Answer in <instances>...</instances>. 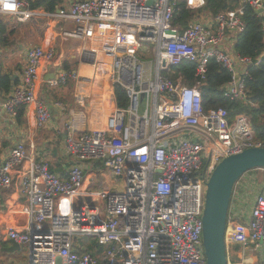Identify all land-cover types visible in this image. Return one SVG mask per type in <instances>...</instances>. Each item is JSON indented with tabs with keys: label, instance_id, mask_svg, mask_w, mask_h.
I'll list each match as a JSON object with an SVG mask.
<instances>
[{
	"label": "built area",
	"instance_id": "1",
	"mask_svg": "<svg viewBox=\"0 0 264 264\" xmlns=\"http://www.w3.org/2000/svg\"><path fill=\"white\" fill-rule=\"evenodd\" d=\"M34 1L0 0V15L21 22L46 16L71 24L60 31L61 38L96 41L83 53L92 63L108 59L109 90L113 95L115 87L121 88L127 105H115L101 128H80L76 119L66 125L64 148L70 166L64 178L45 161L29 158L21 142L10 148L0 163V188L15 183L28 222L20 229L8 228L7 238L27 249L28 264H206V182L224 157L264 147V141L256 137L246 115L230 117L222 107L205 111L199 83L213 58L230 74L224 96L246 100L245 81L253 63L235 53L234 42L244 30L246 5L256 12L262 8L257 13L263 17L264 33V0H231L236 7L213 17L199 14L184 24L174 23L177 2L200 10L204 0H69L53 13L30 8ZM53 56L52 47L28 49L18 83L0 101V113L16 119L18 107L33 104L36 124L48 121L35 79L41 61ZM186 60L195 63L192 86L180 76L166 75ZM58 70L50 80L54 86L79 80L74 70ZM87 98L77 93L74 103L82 107ZM86 162L102 164L121 188L84 189ZM255 171L258 184L245 224L235 220L232 203L248 172L233 185L225 242L254 243L264 264V167ZM81 237L94 239L101 252L93 255L81 248Z\"/></svg>",
	"mask_w": 264,
	"mask_h": 264
},
{
	"label": "crops",
	"instance_id": "2",
	"mask_svg": "<svg viewBox=\"0 0 264 264\" xmlns=\"http://www.w3.org/2000/svg\"><path fill=\"white\" fill-rule=\"evenodd\" d=\"M62 1V7L69 2V0ZM34 10L46 13L42 9ZM8 17L0 16V24H6L7 32L5 35L8 37V42L0 43V74H7L10 77L11 87L8 92L0 89V101L7 98L12 88L18 83L25 65V53L30 45L37 44L43 48L52 47L54 56L40 64L35 79V93L48 109L49 121L44 126H38L33 105L24 106L21 122L10 119L3 112L0 113V163L5 160L11 147L21 142L25 145L29 158L45 161L52 172L64 178L67 176L70 166V160L64 148L65 126L72 119H76L80 128L104 127L115 107L113 95L108 87L109 61L102 59L99 64L97 62L92 63V59L83 53L84 50H90L96 43L92 39L80 41L61 38L60 31L69 28L71 26L69 23H62L49 18L50 22H47L43 35L39 38H33L29 31L24 29L25 24L18 23L17 27L13 26L9 21L11 17ZM32 21L33 19L28 20L27 23ZM105 28L107 33H112L111 28ZM16 38H18L17 42ZM105 38L108 39V35ZM15 42L16 46L14 45ZM13 47L19 48L18 60H13L4 54ZM63 61L69 62L71 65L69 71H76L79 80L54 86L50 80L58 73V69L65 70L62 67ZM77 93H83L88 97L86 104L82 107L74 103V96ZM95 102H99L100 105H93ZM109 103L113 105L112 109L107 106ZM255 170L245 174L242 188L235 202L232 203L235 220L242 224L246 223L256 193L258 179L256 180ZM84 175V189L99 190L107 187L110 190H118L121 188L120 183L118 188H115L117 185L115 178L100 163L86 162ZM250 191L254 194L248 198L247 194ZM23 203L24 198L18 193L15 183L7 189L0 188V235L2 236L0 239L3 242L9 243L6 236L8 228L20 229L26 226L28 219L21 211ZM243 203L249 204L246 211L242 208ZM227 248L233 258L232 261L250 264L245 258L246 246L238 243H227L226 250ZM0 250L3 251V248L1 247ZM0 264L4 263L1 262Z\"/></svg>",
	"mask_w": 264,
	"mask_h": 264
},
{
	"label": "trees",
	"instance_id": "3",
	"mask_svg": "<svg viewBox=\"0 0 264 264\" xmlns=\"http://www.w3.org/2000/svg\"><path fill=\"white\" fill-rule=\"evenodd\" d=\"M205 5L200 10L187 9L184 2H177V10L174 23L184 24L189 19L198 17L199 14L206 13L214 15L220 11L234 8L237 2L231 0H204ZM63 5L62 0H35L30 4V8L42 9L44 12H54L56 8ZM38 17V16H37ZM45 18L44 16H40ZM47 19V17H46ZM241 19L244 24L242 33L236 36L234 42V51L237 55L248 57L250 59H258L257 63L248 67L249 77L245 81L247 90L246 100L229 99L224 96L223 86L230 80V74L215 59L210 58L207 63L206 76L199 83V89L202 96L203 108L206 111L211 108L222 107L226 109L230 117L236 114L246 115L251 123L257 138L264 141V33L262 31L263 17L259 15L251 6L246 5L243 9ZM27 22V21H26ZM43 21H35L27 23L24 26L33 38H39L46 29ZM6 24H0V43L8 42ZM12 33V31H10ZM62 67L69 71L71 65L67 61H63ZM170 78L175 79L180 76L184 84L192 86L196 82L195 63L191 61H183L170 69L166 73ZM11 87V79L7 74H0V89L8 92ZM113 98L115 105L125 107L127 100L124 91L115 87L113 90ZM24 106L17 109L16 121L23 120ZM250 172V171H249ZM91 251L93 255H98L102 247L95 242L91 247H85ZM81 251V249H79Z\"/></svg>",
	"mask_w": 264,
	"mask_h": 264
},
{
	"label": "water",
	"instance_id": "4",
	"mask_svg": "<svg viewBox=\"0 0 264 264\" xmlns=\"http://www.w3.org/2000/svg\"><path fill=\"white\" fill-rule=\"evenodd\" d=\"M259 8L257 12H261ZM253 59L252 63H257ZM93 105H100L94 103ZM264 167V147H250L241 152L224 157L214 168L208 181L202 214V237L206 264H226L225 230L234 183L245 172ZM20 246L9 240V246L3 248L8 252Z\"/></svg>",
	"mask_w": 264,
	"mask_h": 264
},
{
	"label": "rangeland",
	"instance_id": "5",
	"mask_svg": "<svg viewBox=\"0 0 264 264\" xmlns=\"http://www.w3.org/2000/svg\"><path fill=\"white\" fill-rule=\"evenodd\" d=\"M203 14H206V13H203ZM6 17H8V16H6ZM31 19H33V21L31 23H33L35 21H43V19H44V23L46 24V26H47V22L48 21L50 22V20L46 19V17L43 18V17H40V16L30 18L29 21ZM9 21H10L11 24H13V26H16V27L18 26V22L16 21V19H14L13 16H11ZM23 24H27V22H25ZM17 41H18V38H16V42ZM16 42L14 43L15 46L17 45ZM18 49H19L18 47H13V48H11V50H9V52L4 53V54H6V56H8L9 58H12L13 60H18L19 59L17 57ZM0 60H1V58H0ZM3 61H4V58H3ZM107 106L110 107V109H112V107H113V105L110 104V103L107 104ZM144 107H145V101L143 100L141 102V104L139 105V113L140 114L143 111ZM114 180H116V182H117V185L115 186V188H118L119 181L117 179H114ZM253 194L254 193L252 191H250L247 194V197L250 198ZM248 206H249V204L243 203L242 208L245 209L244 211L247 210ZM0 238H2L1 235H0ZM78 242L81 245V248L82 247H91L93 245V243H94V240L93 239H88L86 237H81L78 240ZM8 244L9 243H7L6 241L3 242L0 239V249H1V247L2 248L8 247ZM245 246H246V249H247V253H246V257H245L246 260H247V263L259 264L260 263V258H261V250L255 248V244L252 243V242H249V241L247 242V244ZM226 255H227L228 261H232L233 260V258L231 256V253H230L228 248L226 250ZM1 262H3L4 264H28V251H27L26 248H23V247H20L19 249L11 251V252H8L6 250H3V251L0 250V263Z\"/></svg>",
	"mask_w": 264,
	"mask_h": 264
},
{
	"label": "bare ground",
	"instance_id": "6",
	"mask_svg": "<svg viewBox=\"0 0 264 264\" xmlns=\"http://www.w3.org/2000/svg\"><path fill=\"white\" fill-rule=\"evenodd\" d=\"M61 7H62V6H61ZM55 11H57V9H56ZM55 11H54V12H55ZM47 13H53V12H47ZM0 16H7V15H0ZM9 17H11V16H9ZM212 17H213V16H212ZM14 19H16V18L14 17ZM47 19H49V18L47 17ZM16 21H17L18 23H25V22H26V21H22V22H21V21H18L17 19H16ZM103 40L106 41V40H108V39L104 38ZM32 46H39V45H37V44L30 45V46L27 48L26 53H27L28 49H29L30 47H32ZM26 53H25V55H26ZM103 59H105V58H103ZM43 61H44V60H42L41 63H42ZM41 63H40V64H41ZM25 64H26V58H25ZM179 64H180V63H179ZM179 64H178V65H179ZM24 66H25V65H24ZM39 66H40V65H39ZM173 67H174V66H173ZM23 68H24V67H23ZM171 68H172V67H171ZM22 70H23V69H22ZM60 70L64 71L63 69H60ZM169 72H170V71H169ZM167 73H168V72H167ZM57 74H58V73H57ZM57 74H56V75H57ZM166 75H167V74H166ZM167 76H168V75H167ZM53 78H54V77H53ZM171 79H172V78H171ZM31 105H33V104H31ZM18 108H19V107H18ZM18 108H17V109H18ZM33 108H34V106H33ZM34 110H35V109H34ZM48 113H49V112H48ZM49 118H50V113H49ZM49 118H48V121H49ZM48 121H47V122H48ZM47 122H46V123H47ZM70 122H71V121H70ZM70 122H69V123H70ZM46 123H45V124H46ZM45 124H43L42 126H44ZM38 126H39V125H38ZM65 127H66V126H65ZM65 137H66V129H65L64 139H65ZM22 144H23V143H22ZM23 145H24V144H23ZM24 146H25V145H24ZM39 161H40V160H39ZM259 168H263V167H259ZM68 169H69V168H68ZM256 169H257V168H256ZM106 170H107V169H106ZM252 170H255V169H252ZM252 170H250V171H252ZM67 172H68V171H67ZM248 172H249V171H248ZM245 173H246V172H245ZM86 238H87V237H86ZM88 239H91V238H88ZM93 240H94V239H93ZM94 241H95V240H94ZM19 246H20V245H19ZM86 250H88V249H86ZM79 251H80V250H79ZM81 251H82V249H81ZM81 251H80V252H81Z\"/></svg>",
	"mask_w": 264,
	"mask_h": 264
}]
</instances>
